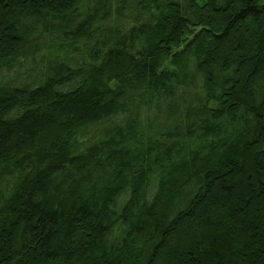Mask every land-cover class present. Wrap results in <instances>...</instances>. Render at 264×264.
Wrapping results in <instances>:
<instances>
[{
	"label": "trees",
	"instance_id": "obj_1",
	"mask_svg": "<svg viewBox=\"0 0 264 264\" xmlns=\"http://www.w3.org/2000/svg\"><path fill=\"white\" fill-rule=\"evenodd\" d=\"M159 254L264 264V0H0V264Z\"/></svg>",
	"mask_w": 264,
	"mask_h": 264
},
{
	"label": "rangeland",
	"instance_id": "obj_2",
	"mask_svg": "<svg viewBox=\"0 0 264 264\" xmlns=\"http://www.w3.org/2000/svg\"><path fill=\"white\" fill-rule=\"evenodd\" d=\"M224 49H225V45L224 44L218 45V52H219V50H220V52H223ZM162 259H163V257L159 254V256H157V258H156L155 264H164V263H166V261H164Z\"/></svg>",
	"mask_w": 264,
	"mask_h": 264
}]
</instances>
